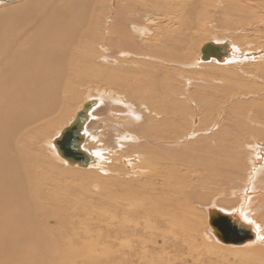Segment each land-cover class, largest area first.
Returning a JSON list of instances; mask_svg holds the SVG:
<instances>
[{
  "label": "bare ground",
  "instance_id": "obj_1",
  "mask_svg": "<svg viewBox=\"0 0 264 264\" xmlns=\"http://www.w3.org/2000/svg\"><path fill=\"white\" fill-rule=\"evenodd\" d=\"M122 1L20 0L0 6V264H260V246L239 256L234 247L232 256L242 261L230 260L206 216L209 209L233 214L251 226L253 243L261 242L264 224L257 221L264 215L253 217L264 212V145L258 143L264 137L242 123L237 132L246 139L234 137L220 128L213 104L201 101L197 125L196 115L186 116L187 95L169 85L165 65L153 64L154 81L150 75L119 74L116 68L126 67L123 50L137 52L144 33L143 26L127 30L132 8ZM158 4L185 7L175 0ZM200 11V18L208 14ZM196 23L183 31L174 51L164 47L175 28L163 29L148 53L168 64L186 59ZM211 43L220 50L207 60L234 61L226 58L227 42ZM86 82L103 85L86 95L96 103L81 145L93 158L86 167L96 171L59 167L54 159L64 162L55 155L53 138L44 140L71 117ZM256 115L264 119V111ZM94 116L106 123L103 136L90 129ZM250 122L264 133L263 123ZM226 141L243 159L262 162L236 177L234 170H244L238 153L222 148ZM112 155L137 179L105 176L119 170L104 167ZM188 162L192 168L186 172Z\"/></svg>",
  "mask_w": 264,
  "mask_h": 264
},
{
  "label": "rangeland",
  "instance_id": "obj_2",
  "mask_svg": "<svg viewBox=\"0 0 264 264\" xmlns=\"http://www.w3.org/2000/svg\"><path fill=\"white\" fill-rule=\"evenodd\" d=\"M4 1L0 3V6H3L6 3L18 2L20 0ZM164 1L165 0H163V3ZM175 1H181L185 7H162L163 5L160 6L158 4L159 0L122 1L125 6L132 8L128 11L126 17L127 30L132 33V30L129 27L130 25L137 27L143 26L144 33L142 34L141 41L136 44L138 48L137 52L123 50L124 52L121 54V57L123 58L126 67L121 69L116 68L117 72L119 74L125 72L126 74L135 73L146 76L150 75L154 81L153 64L160 63L161 65H165L169 70V85L179 88L183 94L187 95L188 101L185 100V105L188 113H186V116L189 117L192 114L196 115L197 125L201 124V115L204 113L203 107L199 106L198 102H196L201 101L213 104L212 112L216 113L215 117L220 116V128L226 126V128L232 130L234 137L240 136V140L246 139L244 136L245 134H239L237 132V125L239 123L248 126L249 129H257L259 137H264V133L261 132V128L263 127L255 126L254 123L250 122L252 119L264 124V119L259 118L256 115L258 110L264 111V0ZM103 2L105 5L106 3L115 4L119 2V0H103ZM229 3H234L233 11L231 10ZM240 6H244L243 10L239 8L244 13H238V10H236V8ZM204 9L207 10L208 14L204 13ZM200 10L203 11L201 18ZM188 12L191 15H189ZM141 14L144 15L145 18H141ZM225 18H230V20ZM196 21L197 23L195 26L197 27L190 29L193 33L194 40L192 43L187 44V46L191 45L190 47H187V49L191 51L189 57L183 60L171 59V63L168 64L148 53L149 46L152 41L155 40L153 39L154 35H156L157 38V35L161 33L163 29L171 30L172 28H175V33L170 40V44H167L164 49L167 47L174 51V49H177L178 46L181 45L183 31ZM183 25H185L184 29L179 31L178 29ZM208 42H227L226 46L228 47V55L225 53L227 56L226 58H229L230 55L234 56V61L232 62L228 59V62H220L214 58L202 60L200 58V47ZM246 52L251 55H246ZM98 87H103V85H88V82H86L82 87H79L78 99H75L71 105V117H66L63 122H60V124L55 126L51 132L46 134L44 140L48 139L50 141L52 138L54 139V137L58 135V132L70 122L69 120H72L83 102L87 101L89 96L86 97V95L88 93H95L94 90H97ZM123 102H125V100ZM113 117L115 118L116 116ZM100 118L101 117L99 116H94L92 122L89 120L92 125V128L90 129H93L98 137L104 135V126L106 124L102 122ZM82 133L83 139L88 137L86 131L85 133L82 131ZM246 136L247 138H250L249 134ZM97 140L101 139L97 138ZM187 142H192V140ZM93 143L97 146L100 145L96 144L94 141ZM258 143L264 145L263 142ZM222 148L227 151L234 150V154L238 153L237 155H239L240 165H242L244 172H241L240 170L237 171L239 168L234 170V175L236 177L242 176L245 172H248L251 169V166H259L262 162L259 158L243 159L240 149L233 148L228 144V141H226V144L222 142ZM52 150L54 151L53 148ZM193 154L198 156L200 153L195 151ZM258 154H260V152ZM46 155L51 158L49 154ZM186 156H188V153ZM57 158L64 163L57 162L56 159H54L53 162L62 168L73 170H84L86 168H88L87 170L93 169L77 165H68L66 161L59 156ZM109 158L110 160L108 163L104 164V167H107L106 170L110 172V169L115 165H117L119 170L116 169L114 175L108 173L105 176L108 178L120 177L121 180L126 182H131L132 180L137 179L134 174L129 173L130 169L119 166L114 155ZM252 161L255 163H251ZM185 165L186 172L188 169L191 170L192 167L190 162ZM93 171H96V169H93ZM192 174V172H189V177H191ZM231 192L232 190L228 191L229 198L235 200L237 195L234 193L231 195ZM98 193L99 191L96 190L94 195H98ZM252 203L253 202L250 200V204ZM103 212L106 213V209L103 210ZM259 215H264V212H260L255 214L254 217H251L255 218ZM207 217L208 216H206V218ZM257 223L263 225L264 219L258 220ZM206 225H209L208 221L206 222ZM260 233L263 238H261V242L258 245L253 243V241H256V236H254L253 240L242 244L219 243L221 246L228 249L226 253V255H228L227 257L230 260H234L236 263H239L242 259L239 260V257L236 258L232 256L231 253L234 247H238V251L234 253L239 256L240 254H252L251 252H254V248L257 247L258 249L260 246L263 256L257 258L256 261L261 264V262H264V229H261ZM205 264H208V262Z\"/></svg>",
  "mask_w": 264,
  "mask_h": 264
},
{
  "label": "water",
  "instance_id": "obj_3",
  "mask_svg": "<svg viewBox=\"0 0 264 264\" xmlns=\"http://www.w3.org/2000/svg\"><path fill=\"white\" fill-rule=\"evenodd\" d=\"M220 50L219 45L211 42L201 48V59L207 60ZM95 100L83 102L76 111L73 119L62 128L60 133L52 140L57 155L64 159L68 165L86 167L93 162V158L82 147L83 127L88 120V112L95 104ZM208 223L214 236L225 244H242L254 239V232L250 225L245 224L233 214L223 213L216 209H209Z\"/></svg>",
  "mask_w": 264,
  "mask_h": 264
}]
</instances>
